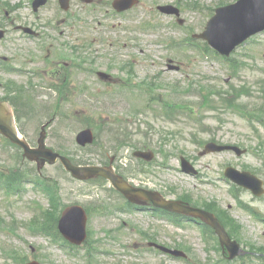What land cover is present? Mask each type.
<instances>
[{
	"label": "rangeland",
	"instance_id": "rangeland-1",
	"mask_svg": "<svg viewBox=\"0 0 264 264\" xmlns=\"http://www.w3.org/2000/svg\"><path fill=\"white\" fill-rule=\"evenodd\" d=\"M31 1L0 0V26L8 25L9 22L4 20V13L8 12L11 21L15 20L14 25H27L44 34H52L46 31L49 27L45 23L68 18L74 24L71 27L73 38L68 37V42L66 35H61L56 42L67 43L65 50L61 48L66 57L62 61L68 64L71 61L74 67L82 59L80 56L85 57L88 60L83 63V68L92 70L87 75L76 69L71 70L77 72L69 81L71 102L64 103L61 115L43 130L41 141L45 147L64 152L77 160L95 163L102 158L105 150L116 149L120 140L140 145L147 139L156 155L155 160L161 162L164 158L167 170H155L152 180L139 176L133 178L150 182L152 188L157 187L164 195L175 196L182 189L197 201H212L214 204L207 205L228 221V227L239 243L264 255V222H258L242 211L225 183L217 180L224 166L229 165L240 171H249L262 180L264 186V129L254 119L264 120V38L259 36L257 42L248 43L234 52L233 57L246 64L239 70L238 77L233 76L228 66L218 60L202 58L195 50L169 46L173 41L183 40L190 31L193 34L201 33L215 8L234 0H139L138 7L124 16L114 15L108 9V2L110 4L112 0H93L89 5L74 0L66 13L59 9L56 0H48L46 6L33 13ZM176 3L182 10V26L177 25L171 17L158 15L155 10L157 5ZM194 3L198 7L194 8ZM75 15H78L79 21ZM148 24L152 25V29H144V25ZM83 43L88 44V49L79 51V56L73 47ZM0 56L8 57L14 65L21 64L44 75L54 61L52 56L33 44L16 40L14 34L0 42ZM168 60L180 67L179 72L167 69ZM99 71L111 75L116 84L105 87L97 80L96 72ZM27 81V78L6 75L0 70V83L7 82L28 91L23 94L20 104L15 102V105L19 111L17 116L22 136L30 146L35 147L40 136L39 126L51 117L50 109L55 100L41 93L39 82H32L34 88H30ZM124 82L129 83L127 89L134 93H127L130 94L129 98L117 96V92L124 88ZM75 87L81 89H77L76 93ZM143 90L158 102L155 106L157 111L158 106L164 103L183 110L194 107L199 116V125L194 126L184 116L177 114L172 118H151L148 111H142L147 109L142 108L145 106L144 99L137 98ZM204 91L210 96H204ZM1 93L3 91L0 89V97L4 95ZM103 94L108 95L103 97ZM28 99L32 102H28ZM199 103L203 112L199 110ZM237 104L254 115L251 120H245L229 110ZM70 108L76 111V121L72 122L66 115L69 113L65 109ZM135 111L141 114L131 117ZM85 119L93 124L91 130L95 141L91 146L80 148L75 143V136L85 128ZM209 141L234 145L246 149L248 153L239 158L227 152L199 157L201 145ZM158 149H162L163 153H158ZM129 152L124 150L122 155V163L128 165L127 170L133 162ZM18 156L17 150L0 148V170L4 168L9 172L8 169L16 167L26 176L24 180L42 177L56 183L59 201L54 209L49 207L41 191L28 184L23 185V192L17 198L6 197L0 192V264H21V260L28 262L34 259L42 264H186L153 251L142 253L139 249L137 252L139 247L133 244L149 239L168 247L182 246L194 264L227 263L222 259L216 242H204L197 229L175 228L139 214L122 218L117 215L112 218L91 215L88 221L89 244L92 247L93 243L99 254L92 255L89 261L84 258V252L77 256L67 254L44 237L33 234L30 227L40 228L46 220L56 217L59 205L75 203L100 206L116 201L101 187L73 181L60 164H42L40 160L31 164L24 160L23 164L16 165ZM180 156H184L202 173L201 183L175 170L176 159ZM128 178H132L129 172ZM239 195L245 204L253 206L264 216V196L254 198L245 190ZM42 210L48 211V215L43 217L40 214ZM132 226L141 229L145 235H135L130 230ZM243 262L261 264L252 257Z\"/></svg>",
	"mask_w": 264,
	"mask_h": 264
},
{
	"label": "water",
	"instance_id": "water-1",
	"mask_svg": "<svg viewBox=\"0 0 264 264\" xmlns=\"http://www.w3.org/2000/svg\"><path fill=\"white\" fill-rule=\"evenodd\" d=\"M61 6L64 9L68 8L69 0H60ZM44 1H38L35 6H38ZM134 4L132 0H117L113 3V6L117 11H124L130 8ZM163 12L172 13L175 12L170 8H161ZM264 29V0H239L236 4L219 9L216 11V15L208 22L206 31L200 35L201 38L205 39L213 48L224 55H228L237 45L245 41L250 35L257 33ZM2 34L0 33V37ZM0 133L10 139L12 142L20 144L25 148L26 153L36 158L38 155H42L47 159L54 161L57 158L56 154L44 151L29 150L24 144L19 142L16 137L14 130L11 127L10 119L4 116V113L0 106ZM77 142L84 146L87 143L92 142V135L89 130L81 132L77 136ZM222 148H217L213 144L206 146L205 152L220 151ZM203 153V154H204ZM240 154V151L237 150ZM63 160L65 167L75 177L88 178L92 175H103L109 178L114 185H116V178L109 172L89 167H73L66 160ZM189 171L188 168H185ZM226 175L236 183L242 185L245 188L250 189L254 194L260 196L263 194L262 183L250 175L249 173H236L234 170L229 169ZM117 186V185H116ZM118 187V186H117ZM121 191L126 193L127 191L118 187ZM156 205L163 207L167 210L179 211L185 214H196L203 217L209 225H211L218 236L220 237L221 243L225 244L230 252L231 258L238 254V247L234 242H230L224 230L217 224L214 218L200 210L181 208L175 203H164ZM85 224L86 217L83 210L80 207L74 206L66 209L58 223L59 231L62 235L70 242L79 244L85 237ZM176 255H181L176 253ZM36 264V263H31Z\"/></svg>",
	"mask_w": 264,
	"mask_h": 264
},
{
	"label": "flooded vegetation",
	"instance_id": "flooded-vegetation-1",
	"mask_svg": "<svg viewBox=\"0 0 264 264\" xmlns=\"http://www.w3.org/2000/svg\"><path fill=\"white\" fill-rule=\"evenodd\" d=\"M65 34L64 32H60L59 36ZM53 46H56L55 44H53ZM51 54L54 55L53 59L54 61L51 63L49 71L47 74H45L46 78L48 81L55 83V86L59 87L60 85H62V90L65 89V87L67 86L66 84H62L67 80V77L71 74V70L75 68V65L73 67V63H63L61 61V56L59 55V53H57V51H54L53 53H51L50 51L48 52V56H50ZM37 72H33L31 73L32 75H35ZM49 76V78L47 77ZM70 92H71V86H70Z\"/></svg>",
	"mask_w": 264,
	"mask_h": 264
}]
</instances>
